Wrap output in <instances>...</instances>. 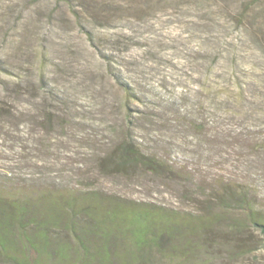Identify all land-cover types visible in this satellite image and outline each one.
<instances>
[{"label": "rangeland", "instance_id": "obj_1", "mask_svg": "<svg viewBox=\"0 0 264 264\" xmlns=\"http://www.w3.org/2000/svg\"><path fill=\"white\" fill-rule=\"evenodd\" d=\"M241 2L0 0V180L37 191L22 200L27 214L56 217L64 202L54 190L99 194L86 212L78 198L72 221L88 220L95 256L135 218L103 198L207 210L222 217L208 223L220 235L240 221L216 207L225 185L247 187L264 207V0L247 12ZM123 140L164 169L116 171ZM250 232L252 250L230 259L217 240L207 264H264V234ZM51 247L64 254L53 264L68 262L64 240Z\"/></svg>", "mask_w": 264, "mask_h": 264}, {"label": "trees", "instance_id": "obj_2", "mask_svg": "<svg viewBox=\"0 0 264 264\" xmlns=\"http://www.w3.org/2000/svg\"><path fill=\"white\" fill-rule=\"evenodd\" d=\"M200 1L219 4L220 0ZM250 1L244 3L242 0L239 6L242 12L252 9L253 4L259 0ZM48 117L47 122L50 121ZM116 154L118 160L113 165L116 171L127 169L130 165L150 173H160L164 169L155 158L144 156L130 140L121 141ZM9 183V180H0V262L5 264H53L54 260H60L64 256L61 250H56V247L48 248L49 242L58 239L64 240L68 245L65 254L68 262L65 260L61 264H100L107 257L120 259L115 264H148V261L149 264H193L198 260L203 262L196 264H207L209 259L207 254L217 240H221L223 245L229 247L234 256L230 259H235L242 257L245 251L252 250L254 242L249 238L251 229L264 234V207L256 204L250 190L245 186L237 188L236 185L227 184L226 188L214 197L217 209L240 217V221H230L222 235L218 232L215 234L208 225L211 222L216 225L222 217L207 210L197 216L147 203L103 198L129 206V214L135 218L119 225V230L109 238L108 248L113 251V248L119 247L122 249L120 252L113 254L109 251L108 255L99 253L93 256L86 251L85 246L87 242H95L98 237L94 236L87 227L89 222L83 215L79 216L84 223L82 227L72 223L78 216L74 202L81 198L83 203L81 207L79 206L81 208L79 211L86 212L91 209L90 196L100 198L102 196L93 192L74 193L54 190L62 195L60 199L64 202L63 208L56 217L49 214L42 219H36L31 214H27L25 202L22 200L37 191L18 192L15 188L8 187ZM40 191H51V189ZM154 220L175 221L177 225L169 226L170 231L168 230L167 233L159 227L151 229L149 224ZM193 224L197 227L194 228ZM243 234L244 238L241 237ZM100 235L109 236V234ZM123 235L125 236L122 237ZM165 246L168 249H165ZM201 255L205 258L203 259ZM92 257L95 258L91 260Z\"/></svg>", "mask_w": 264, "mask_h": 264}]
</instances>
